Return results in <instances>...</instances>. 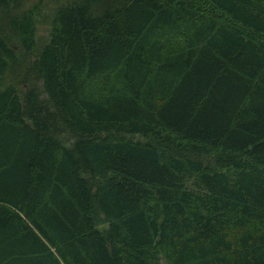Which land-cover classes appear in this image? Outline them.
Masks as SVG:
<instances>
[{"label":"trees","instance_id":"trees-1","mask_svg":"<svg viewBox=\"0 0 264 264\" xmlns=\"http://www.w3.org/2000/svg\"><path fill=\"white\" fill-rule=\"evenodd\" d=\"M0 264H264V0H0Z\"/></svg>","mask_w":264,"mask_h":264},{"label":"rangeland","instance_id":"rangeland-1","mask_svg":"<svg viewBox=\"0 0 264 264\" xmlns=\"http://www.w3.org/2000/svg\"><path fill=\"white\" fill-rule=\"evenodd\" d=\"M40 34H42V33H40ZM43 35V34H42Z\"/></svg>","mask_w":264,"mask_h":264}]
</instances>
